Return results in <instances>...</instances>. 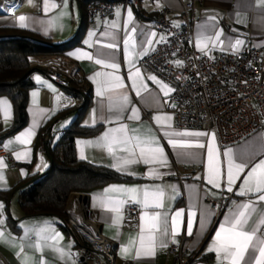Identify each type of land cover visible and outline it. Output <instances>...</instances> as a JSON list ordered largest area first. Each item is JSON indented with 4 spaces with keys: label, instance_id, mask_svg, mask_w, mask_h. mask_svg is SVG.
I'll use <instances>...</instances> for the list:
<instances>
[{
    "label": "crops",
    "instance_id": "0c3cea01",
    "mask_svg": "<svg viewBox=\"0 0 264 264\" xmlns=\"http://www.w3.org/2000/svg\"><path fill=\"white\" fill-rule=\"evenodd\" d=\"M7 1L11 3L13 0ZM8 2L3 6L0 5L2 7L0 10L2 12L0 14V26L19 28L18 17L24 15L30 18L26 21V23L29 24V27L25 28L26 30L50 39L55 44L66 43L77 38L80 34L79 43L61 56H64L65 60L76 65L75 71L77 76L84 77L91 87L92 102L88 112L82 120V125L86 127L101 126V130L93 136H79L76 138V152L79 158L81 151H83L85 159L82 160L95 165L106 166L118 172L115 168L110 166L113 161L103 149L78 142L96 141L105 131L113 127H118L119 124H126L129 129H139L141 132H145L150 128L151 135L159 137L160 144L165 149V153L168 157V164L163 167L159 165L152 166L158 167L161 173H167V175H164L161 179H150L143 175L149 166L143 164L132 165L130 166V170L135 172L136 175L130 176L124 172L119 173L135 180L130 182L110 183L93 193H87L90 195L88 203L92 217L100 225L104 236L117 243V264H172L173 260L168 256L167 252L172 240L169 235L167 238L168 247L164 249L157 248V253L154 258H142L139 260L133 258L125 259L121 253V247L122 245L128 244L130 237L137 236L140 222L139 216L142 212V208L140 205H136L140 209V214L134 221L128 222L126 214L127 208L129 205L135 204L129 203L124 205L122 209L124 217L123 222L119 226L113 225L111 223L113 213L105 211L100 206L99 199L97 198L103 193V190L110 185H125L128 187L145 185L154 187L155 185H160L164 187L167 193L165 206L168 215L171 216L176 210H184V214L181 218L180 234L175 237L178 242L175 244L180 242L182 236H186L189 254L198 255V259L194 264H217L215 253L208 252L207 248L212 243L215 231L224 221L225 215L228 214L230 208H233V202L239 203L249 199V197H240L235 194L248 169L245 170V173L241 174L240 180H237L234 185V191L230 193L226 190V179H222L220 188H215L207 183L206 149L174 150L167 144L168 138L163 135V132L167 129L162 128L156 123L153 119L155 115L165 113L173 115L174 119L171 123L175 130H201L179 129L177 127L175 113L168 107V104L163 103L164 100L169 101L171 97H163L159 87L152 81L146 80V74L152 73L140 67L141 59L135 54L139 52L141 46L140 41L144 39L141 35L142 32L155 31L157 33V40L160 36H163L162 33L155 29L156 19L163 10H171L170 19L178 22L179 26L183 24L181 16L182 7L179 0H159L162 7H157L156 0H139L136 5L132 4L126 7H116L104 20L100 17L90 19L86 12L85 3H81L80 0H68L67 9L57 7L55 9H50L48 13H44L43 11V0H32V3H29V0H20L18 6L9 5ZM52 2L56 3L55 0H50V3ZM23 7L24 9L18 11L19 8ZM128 8H131L133 12L134 23L137 27V48L129 57V60H131L135 67H139L142 73H146L145 81L148 83L150 89V92L142 93L139 97L136 96L135 92L132 90L131 81L127 78L131 66L128 60L125 59L123 46V38L126 35L124 24L127 19ZM5 10L11 12L4 13ZM117 10L120 11L119 17L116 16ZM61 11H67L69 15L62 16L59 20H56L55 18ZM138 12H140V15ZM191 15L194 34L193 47L195 50H197L195 46L197 34L203 31L201 25L213 23L208 20L209 16L217 17L218 27L222 28L224 31V37H222V39H225L226 42L228 38L238 37L244 41L250 39L253 46L264 49V9L257 7L256 0H204L203 4L198 5ZM237 19H239V22H237ZM113 20H116L120 24V29L117 30L107 27L105 21L110 23ZM50 21L52 22L51 24L49 23ZM128 27L131 28L132 25ZM45 29H47V34H45ZM93 31L96 32V36L90 37L89 33ZM104 31L113 32L115 34V42L119 44L117 49L101 48L95 43L98 37L103 42H109L108 38L100 37V33ZM85 41H89L92 46L89 47V44H86ZM160 43L154 41L153 47L156 48ZM77 50H80L81 53H91L93 59H87L82 55L77 59L76 56L69 55V53L77 52ZM222 52L227 51H221L219 48H215L209 55L217 56ZM151 53L152 52L149 54ZM101 54L106 57H114L116 62L120 64V69L117 74L124 78L126 87L118 90L113 95L115 97L120 94H128L131 100L129 107L135 106L139 110V120L128 119L127 117L131 114L130 112L123 113L122 118L113 123H108L106 120L100 119L101 115L105 117L112 115L107 111V99L99 97L96 94L97 84L95 79L98 78H95V73L97 71H112L111 69H102L100 65L95 63V58ZM132 71H134V69H132ZM36 76L41 78L40 81L35 79ZM90 77H93V79H90ZM32 82L34 87L30 89L27 98L28 123L25 128L14 135H6L12 128L14 122L13 103L9 97L0 96V99H7L12 106L11 117L7 122H5L3 112L0 111V150H5L7 152L4 155H0V158L4 159L6 165L0 169L4 176V181L0 182V202L4 205L3 216L0 217V219H4L5 221V224L0 226V228L5 231L6 240L7 234L11 236V240H8V242L0 241V264H23V258L25 256L31 258L33 261H39L41 257H43L46 264H76L75 258L80 245L75 236L72 233L66 232L60 226L59 220L54 216L40 215L26 217L19 205L18 194L13 191L14 188L29 175L37 173L43 174L47 170L50 161L46 149L41 145V142L38 143V141H42L40 130L56 114L68 109L75 103V100L64 90L60 89L54 80L40 71H36L32 75ZM164 82L167 83L166 81ZM137 83L139 84L140 81L138 80ZM33 92L37 93L36 97H33ZM155 97L161 98V106L159 108H157L155 104ZM34 100L35 103L33 102ZM94 110L97 114L95 123L92 122V113ZM74 119L75 115H71L61 120L59 126L62 127V124L65 126V124L69 123V121L72 122ZM34 121L37 126L34 128L35 135L32 137L31 143L23 145L16 142L15 137L25 129L31 128ZM262 133H264V130L255 132L241 142L226 147L220 145L217 136V146L221 153V167L224 176H226V158L223 157L222 153L228 148H232L234 151L242 150ZM199 139L201 142L206 143L208 138L200 137ZM9 141H13V143L10 144L8 148H5L4 145ZM29 149L30 156L27 159H16V152ZM181 151H193L198 153V155L195 159L183 157L178 155V152ZM119 154L124 155V153ZM41 158H43V164L41 163ZM262 158H264V152H259L253 158V163H257ZM38 165H40L39 168L37 167ZM197 177H199V179H197ZM170 185L175 186V192L168 187ZM5 192L11 193L7 197H3L2 194ZM168 196H172L174 199H168ZM223 196L231 199L228 208L221 214H218L211 209L208 198L219 199ZM257 208H264V202L257 204ZM148 211L151 212L153 209H148ZM159 211L164 212L165 209H159ZM189 211H194L196 213V216L193 218V234L191 236L187 235ZM205 214H207L208 219L205 220V227L201 229L200 223L201 220L204 219ZM10 218L15 220L16 224H12ZM45 222H47V225ZM257 222L258 215L254 214L250 218L247 226L248 229L250 230ZM261 227L264 228V226ZM41 228L46 229L41 234L43 237H50L54 233H59L61 238L57 241L48 239L45 242L36 235ZM12 241H15V246H12ZM36 242L42 244L41 251H36L28 246L30 243ZM21 245H23V253L18 256L17 252L20 250ZM52 245L63 249L64 252L70 253L71 255L61 258L60 255L53 250V247H51Z\"/></svg>",
    "mask_w": 264,
    "mask_h": 264
},
{
    "label": "snow or ice",
    "instance_id": "6c2138e0",
    "mask_svg": "<svg viewBox=\"0 0 264 264\" xmlns=\"http://www.w3.org/2000/svg\"><path fill=\"white\" fill-rule=\"evenodd\" d=\"M32 3V0H29ZM157 7H162L159 0H156ZM257 7L264 9V0H256ZM62 7L67 9L68 0H63L62 5H58L55 2L50 3V0H43V11L48 13L50 9ZM69 15L67 11H61L56 20L60 17ZM116 16H120V11L117 10ZM30 18L24 15L18 17V26L21 29L29 27L26 23ZM211 24L201 25L203 31L198 32L195 46L198 51L202 52L205 56H209L211 51L215 48H219L221 51H231L233 54H239L241 47L245 44L243 39L238 37L228 38L227 42L224 37V31L218 27L217 17L209 16ZM239 22V19H237ZM43 23V22H41ZM52 23L51 21L49 22ZM108 28L120 29V24L113 20L110 23L105 21ZM132 25L131 28L128 26ZM174 27H179V23L173 21ZM124 30L126 32L123 38L125 59L130 64V71L128 74V80L131 81V88L135 92L136 96H141L142 93L150 92L148 83L145 81V74L142 73L139 67H135L132 64L129 57L135 52L137 48V27L134 23L133 12L131 8L127 9V19L124 24ZM47 34V29H45ZM141 35L144 37L140 41V50L135 54L143 59L148 56L150 52H154L153 42L160 43L164 41V37L160 36L157 40V33L155 31H145ZM90 37L96 36V32H90ZM100 37L108 38L109 42H103L99 37L95 43L101 48L115 50L119 47V44L115 42L116 36L113 32L104 31L100 33ZM86 44L91 43L85 41ZM69 55L76 56L77 59L81 55L87 59H93L91 53L83 52L80 50L77 52L69 53ZM175 55V54H173ZM95 63L100 65L102 69H111L112 71H97L95 73V82L97 84V96L107 99V111L112 115L105 117L100 116V119L106 120L108 123L119 121L122 118L123 113L130 112L128 119H137L139 110L135 107H129L131 100L128 94H120L114 97V93L118 90L126 87L124 78L118 75L120 64L116 62L114 57H106L103 54L95 58ZM177 67H182L183 62L180 60L172 61ZM134 69V71H132ZM35 79L40 81V77L36 76ZM93 79V77H90ZM180 77H177L179 80ZM140 81L138 84L137 81ZM146 80L152 81L158 87L163 97H171V94L176 92L177 89L170 84L165 83L157 77L155 74H146ZM33 97H36L37 93L33 92ZM155 104L157 108L161 106V98L155 97ZM35 103V100L33 101ZM164 104H169L168 100L163 101ZM173 109L178 107V104L173 100L170 104ZM11 104L7 99H0V111L3 112L5 122L11 117ZM97 119L96 111L92 113V122L95 123ZM153 119L162 128H166L163 135L167 137V144L174 150H189V149H206V170H207V183L215 188L221 187L222 179H226V190L228 192L234 191V185L237 180H240L241 174L245 173L248 169L244 179L236 191V195L240 197H249L248 200L243 202H233V208L229 209L228 214L225 215L224 221L219 225L215 231L212 243L207 248L208 252L215 253L217 264H264V208L258 209L257 204L264 202V158L260 159L257 163H253V158L259 153L264 152V133L260 134L254 141L250 142L244 149L234 151L232 148L225 150L222 155L226 158V176L222 174V161L221 153L217 146V135L215 132L208 133L203 131H190V130H175L172 127L173 115L159 114L155 115ZM36 122H33L31 128L25 129L19 135L15 137V141L27 145L31 143L32 137L35 135L34 128ZM200 137H207V141L201 142ZM13 141H9L4 145L8 148ZM86 143L90 146H95L103 149L109 157L112 159L111 167L115 168L118 172H124L127 175H136L135 172L130 170V166L143 164L147 167L146 172L143 174L150 179H161L167 173H161L158 167H152L153 165H159L161 167L168 164V157L165 153L164 147L160 144L159 137L151 135V129L149 128L145 132H141L139 129H129L126 124H119L118 127H113L105 131L101 137L96 141L78 142ZM119 153H124L120 155ZM178 155L195 159L198 153L193 151H181ZM30 156V149L25 151H19L15 153L17 160L27 159ZM81 159H85L83 151L80 155ZM43 164V158H41ZM5 161L0 158V169L5 167ZM46 166V165H45ZM38 168L40 165L37 166ZM199 179V177H197ZM4 181L2 171H0V182ZM173 192L176 191L175 186H168ZM115 194V195H112ZM166 191L164 187L160 185L153 186H132L125 185H110L103 190V193L97 197L99 199L100 206L107 212L113 213L111 223L115 226H119L123 222L122 209L126 204L140 205L142 212L139 216V231L136 237H130L129 242L126 245H122L121 253L125 259H142V258H154L157 253V248L164 249L168 247L167 238L171 236L172 243H177L176 236L180 234V226L182 223V216L184 210H176L169 216L165 206ZM254 197V199H253ZM168 199H174L172 196H168ZM4 205L0 202V217L3 216ZM148 209H153L149 212ZM159 209H165L164 212ZM258 215V222L253 225L249 230L248 224L250 218L254 215ZM196 216L194 211H189L187 221V235L193 234V218ZM208 219L205 214L204 219L201 220L200 227H205V220ZM5 224L4 219H0V226ZM47 225V222H45ZM45 228H41L36 235L44 240L48 239L57 241L60 239L59 233H54L50 237H43L41 234L45 231ZM11 240L10 234L0 228V241L8 242ZM12 246H15V241H12ZM36 251H41L42 244L40 242L30 243L28 245ZM53 250L57 252L61 258L71 255L64 252L63 249L52 245ZM134 252V255H133ZM23 253V245L20 246V250L17 255ZM23 264H46V261L41 257L39 261H33L31 258L25 256L23 258Z\"/></svg>",
    "mask_w": 264,
    "mask_h": 264
},
{
    "label": "built area",
    "instance_id": "2783aa9c",
    "mask_svg": "<svg viewBox=\"0 0 264 264\" xmlns=\"http://www.w3.org/2000/svg\"><path fill=\"white\" fill-rule=\"evenodd\" d=\"M55 1L59 5L63 2ZM84 1L90 19L100 17L104 20L116 7L136 5L139 0ZM19 2L14 0L11 5L18 6ZM179 2L183 24L174 27L171 10H163L156 19L155 29L165 39L140 61V67L177 89L171 94L169 104L174 100L178 107L173 109L168 104L175 113L177 127L215 132L223 147L237 144L264 130V49L253 46L251 40L246 39L239 54L227 51L210 55L212 58L205 56L193 47L191 15L204 0ZM5 3L0 0L1 6ZM28 60L31 65L37 64L48 70L49 77L62 90L76 70V65L61 55L31 56ZM175 60L182 61L183 66L177 67L172 63ZM6 153L0 150V155ZM89 196L75 192L69 196L65 208L68 223L86 242L78 247L76 264H117V243L104 236L92 217ZM230 199L223 196L208 198V201L211 209L221 214L228 208ZM126 214L128 222H132L139 216L140 209L129 205ZM187 241V237L182 236L178 244L171 243L168 247L172 264H194L197 261L198 255L189 254Z\"/></svg>",
    "mask_w": 264,
    "mask_h": 264
},
{
    "label": "trees",
    "instance_id": "16d2710c",
    "mask_svg": "<svg viewBox=\"0 0 264 264\" xmlns=\"http://www.w3.org/2000/svg\"><path fill=\"white\" fill-rule=\"evenodd\" d=\"M85 3L84 0H80ZM140 15V12H138ZM80 34L66 43L55 44L39 34L17 27L0 26V96H7L14 106V122L6 135H14L28 123L27 98L34 87L32 75L44 68L33 67L28 58L39 55H63L77 45ZM63 90L75 100L73 106L56 114L40 130L43 147L50 161L43 174L29 175L13 191L18 194L19 205L26 217L54 216L60 226L85 245V239L68 223L65 208L72 192L93 193L115 182H130L135 179L106 166L95 165L78 157L76 138L93 136L101 126L86 127L82 120L92 102L91 87L84 77L74 71ZM71 115L75 119L69 127L62 128L59 122ZM11 192H5L7 197ZM12 224L16 221L10 218Z\"/></svg>",
    "mask_w": 264,
    "mask_h": 264
},
{
    "label": "rangeland",
    "instance_id": "374dc122",
    "mask_svg": "<svg viewBox=\"0 0 264 264\" xmlns=\"http://www.w3.org/2000/svg\"><path fill=\"white\" fill-rule=\"evenodd\" d=\"M20 9H24V7H23V8H19L18 11H19ZM48 56H52V55H48ZM32 66H33V67H38V68H44V67H42V66L40 67V66L37 65V64H36V65H32ZM71 123H72V122L69 121V123L65 124V126H63L64 124H62V127H64V128L69 127V125H70ZM41 145H42V143H41ZM42 146H43V145H42ZM73 193H75V192H72V193L70 194V196H72Z\"/></svg>",
    "mask_w": 264,
    "mask_h": 264
},
{
    "label": "water",
    "instance_id": "95a60500",
    "mask_svg": "<svg viewBox=\"0 0 264 264\" xmlns=\"http://www.w3.org/2000/svg\"><path fill=\"white\" fill-rule=\"evenodd\" d=\"M13 1H14V0H13ZM13 1H12V2H13ZM5 2L7 3L8 1H7V0H5ZM12 2H11V3H10V2H8V4H9V5H11V4H12ZM1 13H2V12H0V14H1Z\"/></svg>",
    "mask_w": 264,
    "mask_h": 264
},
{
    "label": "bare ground",
    "instance_id": "6f19581e",
    "mask_svg": "<svg viewBox=\"0 0 264 264\" xmlns=\"http://www.w3.org/2000/svg\"><path fill=\"white\" fill-rule=\"evenodd\" d=\"M2 9V7L0 6V10ZM1 12V11H0ZM5 12H7V11H5ZM8 12H11V11H8Z\"/></svg>",
    "mask_w": 264,
    "mask_h": 264
}]
</instances>
